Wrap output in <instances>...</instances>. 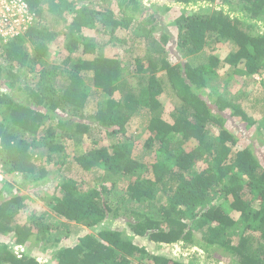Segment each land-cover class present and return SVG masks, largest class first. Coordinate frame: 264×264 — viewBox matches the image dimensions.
<instances>
[{
    "label": "trees",
    "instance_id": "16d2710c",
    "mask_svg": "<svg viewBox=\"0 0 264 264\" xmlns=\"http://www.w3.org/2000/svg\"><path fill=\"white\" fill-rule=\"evenodd\" d=\"M27 1L35 14L32 26L14 39L4 42L0 38V57L9 62L6 66L0 63V82L4 80L7 88H0V117H4L0 159L6 174L0 180V233L11 235L0 240V264H53V260L45 262L30 252L33 239L46 242L43 250H50L57 264H135V257L141 263L146 256L154 264H199L153 253L136 244L133 236H147L160 245L183 242L207 250L222 249L237 257L238 264H264V168L250 147L235 150L238 137L227 124L229 118L249 124L255 120L238 96H225L217 86L210 88L212 76L224 65L231 67L226 84L235 74L251 77L263 73L264 29L259 28L264 27V0H175L184 8L201 6L200 10L182 11L174 20L178 57L197 55L207 46H212V54L198 65L189 59L174 63L161 57L162 65L156 68L157 60H140L134 76L138 78L136 87L123 76L121 59L99 52L96 40L86 36L85 30L115 34L116 29L129 27L137 13L149 12L142 28L153 34L154 26L147 29V24L158 18L156 3L148 7L140 0H117L103 11L87 4L76 7L62 1L54 7L51 3L50 9L71 13L66 32L71 53L61 64L47 67L43 60L56 32L43 19L45 0ZM171 8L166 6L165 11ZM100 22L104 30L97 27ZM163 36L167 40L168 35ZM219 43L232 46L224 57L219 55L221 47L214 46ZM78 51L77 58L73 57ZM14 63L40 69L39 76L15 74ZM160 70L165 78L156 74ZM261 82L264 86V80ZM167 85L179 100L170 119L164 117L160 99ZM208 87L211 91L205 97L202 90ZM142 111L148 118V146H157L166 156L150 167L133 157L130 138L118 139ZM262 124L258 127L264 133ZM214 128L219 131L217 136L211 135ZM95 129L111 135V143L74 159L86 171L99 166L105 169L100 186L89 189L82 179L64 177L59 195L55 192L49 201L53 214L36 210L29 223L16 222L26 195L10 176L20 173L24 181L39 172L37 178H44L47 171L36 159L42 156L41 146L48 147L52 160L56 150L64 149L57 142L59 134L72 140ZM93 141L97 144L99 140ZM121 175L134 179L118 201L122 204L114 206L111 192ZM220 197H231V205L218 203ZM231 209L240 214L238 219ZM122 218L133 236L113 230V221ZM70 221L89 230L72 246L64 240L72 234Z\"/></svg>",
    "mask_w": 264,
    "mask_h": 264
},
{
    "label": "rangeland",
    "instance_id": "374dc122",
    "mask_svg": "<svg viewBox=\"0 0 264 264\" xmlns=\"http://www.w3.org/2000/svg\"><path fill=\"white\" fill-rule=\"evenodd\" d=\"M62 1L63 3L64 1H66V3L72 2L76 7L80 4H87L94 6L99 11L107 9L109 4L113 5L117 3V0H106V2L104 1L102 3L100 1V4L97 2L98 0H45L43 19L45 23L56 32V36L49 44L48 52L43 60L47 67H51L53 64H61L71 53L69 49L70 41L66 37V32L69 29V23L71 21V13L69 10L67 11L65 9L56 10L55 8H49L51 3L56 7V5H59ZM140 1L144 6L148 7L151 3L157 4V9L159 10L158 18L152 22V24H147V29H151L154 26L153 34L146 31V27L142 28L143 24H145L144 16H147L149 12L137 13V19L129 27H120L114 31L115 34L109 32L107 33L108 35L101 34L97 32L96 28H86L85 30L86 36L94 41L96 40L99 52L121 59L123 64V76L130 80L129 83L132 86L136 87L138 83V78H135V74L140 66L138 64L140 60L145 62L149 61V59H152L153 62L157 60L156 68H159L162 65L160 63L161 57H167L174 63L179 59H189L196 65L202 62H207L210 54H212V46H207L197 55L178 57V51L174 44V38L177 36V26L174 20L184 10L188 11L192 8L200 10V5H191L188 8H184V6L175 0ZM203 4L206 6L204 2ZM166 6H171V10L165 11ZM118 10L119 8L116 6L115 11L117 12ZM97 27L101 29L103 28L101 22ZM104 29L105 28H103V30ZM259 29L262 30L264 27ZM165 34L168 35L167 40L164 39L163 35ZM103 45L104 48H102ZM214 46L221 47L219 51L221 57H224L232 48L230 43H219ZM160 48H162L163 51H161ZM29 49L32 50V47H29ZM78 54L79 51L73 53L72 56L77 58ZM0 63L4 66L9 64L4 57H0ZM240 66L242 67L243 64ZM37 67H39V65H37ZM13 68L14 73L22 74L23 78H26L27 76L29 78H37L40 73V69H32L27 66L21 68L18 63H14ZM229 71H231L229 65L220 67L211 78L210 88H212L211 86H217V91L223 93L225 96H235V98L238 96V102L245 108L252 119L255 120V123L249 124L246 121H242L240 118H237L235 121L229 118L227 124L228 128L238 137L239 142L235 150L250 147L260 161L261 167L264 168V133H262L258 127L263 123L262 129H264V86L261 82L264 80V71L262 74H254L251 77H244L243 75L235 74L232 76V80L226 84L224 80L227 78V73ZM4 73L6 74L7 71ZM156 74L162 78L166 77L163 70L158 71ZM245 80H247L246 84L243 83ZM1 81H3V83L0 82L1 90H7L4 86V80L1 79ZM210 88L208 87L202 90L205 97L209 96L211 91ZM211 97L214 98L213 96ZM160 99L165 107L164 117L170 119V113L178 105L179 100L175 97L169 85L166 86ZM92 106L93 105H90V108ZM145 112L146 111H142V114L134 116L127 124L125 135L118 136V139L130 138V141H132L134 145L133 157L139 162L145 164V166L150 167L153 163L158 162L159 160H164L166 156L157 151V146L149 147L147 144V138L150 132L147 129L148 118L143 114ZM227 112H230V109L227 110ZM3 121L4 117L2 116L0 117V122ZM10 121H8V123ZM97 131L99 130L95 129L92 133H85L83 136L78 135L75 139L72 138V140H66L59 134L57 142L60 145L63 144L64 149L56 150L54 152L55 154L52 155V160L48 159V152H50L46 150L48 147L45 148L41 146L42 156H38L36 159H38V165L45 168L47 171L44 178H37L39 172L35 175H30L24 181L20 173H15L10 176V181L17 183V189H20V192L26 195L25 206L15 215L16 222L20 224L29 223L33 220L32 215L36 210L45 211L47 214H53L52 205H49V201L55 192V194L59 195V183L64 177L71 176L82 179L85 182V187L89 189L100 186V183L102 182L101 176L105 174V169L102 166H99V168L86 171L77 163V160L74 159L76 155L85 154L86 151L99 148L100 145L111 143L113 140L111 135H108L105 131ZM218 132V129H211V135L213 136H217ZM78 137H80V139H78ZM94 138L99 140L97 144L94 143ZM194 143L192 141V145ZM133 179L130 176L124 177L122 175L117 178L116 185L111 192V200L114 206L122 204L118 201L122 198V195L126 193L128 184ZM22 182L23 185H20ZM108 185H112V182L109 181ZM217 195H219V193ZM216 201L218 203L226 202L228 206L231 205L232 198L228 197L225 199L224 197H220ZM133 203L134 202L132 201L127 204L132 205ZM230 211L235 219L239 218V213H236L232 209ZM69 223L72 226V234H68L66 236L67 238L64 240L66 245L72 246V244L78 242L81 234L88 232L89 230L84 226L75 225L72 221ZM112 228L116 231L124 230L128 235L133 236L127 221L124 218L115 219ZM10 236L11 235L0 233V240H6L10 238ZM233 239L237 240V235L233 236ZM133 240L140 246H146L147 249L153 253L168 254L177 257L178 259H193L199 264H238L237 257L225 254L222 252V249L213 248L207 250V248L201 245L191 246L183 242L160 245L150 241L147 236H133ZM45 243L46 242L43 240L33 239L32 243L28 245L30 252L45 262L53 260V264H57L55 256L49 253L50 250H43L46 246ZM16 250H20V248L17 246ZM134 259H136L135 264H154L152 258L149 256L143 258L141 263L139 261L141 259L140 257H135Z\"/></svg>",
    "mask_w": 264,
    "mask_h": 264
},
{
    "label": "built area",
    "instance_id": "2783aa9c",
    "mask_svg": "<svg viewBox=\"0 0 264 264\" xmlns=\"http://www.w3.org/2000/svg\"><path fill=\"white\" fill-rule=\"evenodd\" d=\"M35 14L27 0H0V38L4 42L24 35L32 26ZM3 142L0 137V154ZM6 177L5 168L0 159V180Z\"/></svg>",
    "mask_w": 264,
    "mask_h": 264
}]
</instances>
